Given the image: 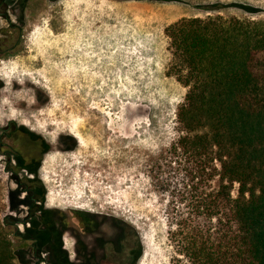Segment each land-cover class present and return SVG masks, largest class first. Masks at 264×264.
<instances>
[{"label":"rangeland","instance_id":"374dc122","mask_svg":"<svg viewBox=\"0 0 264 264\" xmlns=\"http://www.w3.org/2000/svg\"><path fill=\"white\" fill-rule=\"evenodd\" d=\"M7 1L15 27L0 17V224L15 264H46L48 254L37 244L34 256L23 238L24 183L34 175L18 162L40 157L29 133L48 146L36 174L46 209L103 219L119 240L133 227L135 264L186 263L169 235L176 199L162 183L160 156L176 136L186 92L167 73L164 29L211 13L212 4L223 5L221 14L246 15L247 7L264 18V0H27L22 11ZM72 242L65 233L71 256Z\"/></svg>","mask_w":264,"mask_h":264},{"label":"trees","instance_id":"16d2710c","mask_svg":"<svg viewBox=\"0 0 264 264\" xmlns=\"http://www.w3.org/2000/svg\"><path fill=\"white\" fill-rule=\"evenodd\" d=\"M26 2L15 0L21 11ZM221 8L212 4L211 13L182 16L164 29L167 73L186 88L176 136L160 156L167 168L162 183L176 199L169 235L184 264H264V18L247 7L242 16ZM29 136L40 157L19 159L18 167L41 186L36 174L48 146ZM42 223L25 231L53 255L46 264H73L61 255L60 239L52 241L55 228L42 230ZM129 229L137 252V233ZM0 264H15L1 224Z\"/></svg>","mask_w":264,"mask_h":264},{"label":"flooded vegetation","instance_id":"af4514ba","mask_svg":"<svg viewBox=\"0 0 264 264\" xmlns=\"http://www.w3.org/2000/svg\"><path fill=\"white\" fill-rule=\"evenodd\" d=\"M7 7L8 1L0 0V17L4 18L8 25L13 28L15 26H12L11 20H9L7 16ZM11 9L12 8L10 7V10ZM13 126L16 127L17 130H22L21 127L15 125ZM7 152L8 151L5 150L3 153L6 154ZM33 159H31V161L35 162ZM29 168L32 169L33 167ZM24 191L28 193V197L30 199V214L28 216L30 221L25 222V220H23L22 222L27 225V228H32L36 220L43 219V223L41 224L42 230L50 231L49 228H55V234L57 233L56 236H53L52 234L50 235L51 237L53 236V242L59 239L62 242L63 235L65 233H68L73 238V256L68 254L63 243L61 245V255L65 258L66 262L73 264H135L136 250L134 239L131 235L120 240L117 239L116 236L108 234L104 230L102 227L104 224L103 219H98L91 214L75 211H69V213H59L55 210L46 209L43 206V188L38 184V181L33 178H28L26 180L24 183ZM34 208L36 210L32 213ZM35 224H37V222ZM23 238L32 239L34 243L33 252L34 256H36V254L40 252L38 247L35 245L38 239L34 236L32 237L31 235ZM121 244L122 250L120 251ZM52 256L53 255H51V253H48L46 256L47 260H50Z\"/></svg>","mask_w":264,"mask_h":264},{"label":"bare ground","instance_id":"6f19581e","mask_svg":"<svg viewBox=\"0 0 264 264\" xmlns=\"http://www.w3.org/2000/svg\"><path fill=\"white\" fill-rule=\"evenodd\" d=\"M19 94V93H18ZM24 98H22V100H23ZM147 240V239H146ZM141 264V263H140Z\"/></svg>","mask_w":264,"mask_h":264}]
</instances>
